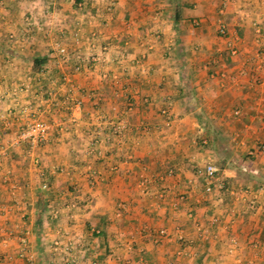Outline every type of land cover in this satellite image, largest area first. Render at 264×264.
I'll use <instances>...</instances> for the list:
<instances>
[{
    "label": "crops",
    "instance_id": "1",
    "mask_svg": "<svg viewBox=\"0 0 264 264\" xmlns=\"http://www.w3.org/2000/svg\"><path fill=\"white\" fill-rule=\"evenodd\" d=\"M253 21L264 23V0H0V264H29L21 246L30 264H264V63ZM59 42L68 63L55 57ZM104 44L125 58L87 69ZM75 60L82 69L71 73ZM63 72L81 88L74 122L45 102V88L61 97ZM29 111L54 126L42 143L13 144ZM199 111L226 135L233 165L219 168ZM98 116L127 126L112 135ZM209 161L222 183L213 193L196 171ZM147 228L167 236L154 242ZM55 238L70 251L53 249Z\"/></svg>",
    "mask_w": 264,
    "mask_h": 264
},
{
    "label": "built area",
    "instance_id": "2",
    "mask_svg": "<svg viewBox=\"0 0 264 264\" xmlns=\"http://www.w3.org/2000/svg\"><path fill=\"white\" fill-rule=\"evenodd\" d=\"M252 25L254 27V32L255 35H257L258 39V35L259 37L264 33L263 28L261 26H259L257 24V22L253 21ZM219 31H223L222 27H219ZM95 34L92 33L91 37L89 39V43L90 45H93V41L91 39H95ZM75 40H77V37H74ZM115 48V47H114ZM109 46L107 45H101L100 47V51L97 53H89L87 58H86V62H85V66L87 69L89 70H97L99 68V66H103L105 65L106 62H115V63H119L122 62V60L125 58V54L123 49H121L120 47H116L115 48V52L114 55H112L111 57H108L109 55L107 54L106 51H108ZM261 52V56L264 57V49L259 51L257 50L255 52V56L258 57L259 53ZM55 57L57 58V60L59 62L62 63H68L70 61L71 58V54L69 53L66 45L62 42L56 43L55 45ZM135 63L139 62L138 58H135L133 60ZM80 69H82V61L80 60H75L74 62L71 63V73H75L77 71H79ZM99 76L102 78H105L107 76L106 70L105 69H100L97 71ZM117 74L112 75V78L116 80ZM60 81L63 85V93L61 95L60 98H55L53 90H51L50 88H45L44 93H45V102L48 103V105H50V107H62L64 110V113L66 115V119L69 122H74L75 121V114H74V110L79 108L80 104H81V98L78 96V94L76 92H78L79 90H81L80 86H78L72 79V77L70 76L69 73H61L60 74ZM27 86L24 85L22 88H16L13 87L12 88V92H17V90H21V89H26ZM49 107V109H50ZM27 107H22L21 111H25ZM112 108L114 109L115 106H112ZM30 112V116L29 118H27L22 125L19 127V129L17 130L14 138L12 139V143L13 144H19L20 142H26L29 145H37L39 143L44 142L51 129L54 126V121L53 120H49L46 118H42L39 117L37 114H35V112L33 111H29ZM159 112L164 115V118L168 120L169 115H168V109L163 107L159 109ZM97 121L103 122L105 121L108 124V131L110 134L115 135V136H120L121 133L123 132V130H125L126 128V122L122 119V118H116L114 120H104V118L102 116H98ZM101 124V123H100ZM96 141H99V137L97 135V133L95 135H93L90 139L89 144L91 145V147L94 146V144H96ZM197 173L201 174L204 178V184H203V190L206 193H213L214 190H219L222 187V183L221 182H217L216 184L212 183V179L214 178V172H215V166L212 162H206L202 167H198L196 169ZM42 174V173H41ZM41 187L46 188L47 187V182L43 179L41 181ZM241 193H246L247 188H241L239 190ZM211 222H216L217 221V217L216 216H212L210 218ZM156 233V236L153 237V241L156 242L160 236L163 234L164 230L163 228H158ZM200 235H202V237H205L204 234V230H200ZM179 238H181V236H178ZM230 240L234 241V238H230ZM229 244H232L229 242ZM51 247L53 249H59V250H64L66 252H69L71 249V246L68 243H64L61 244L59 242L58 238H55L52 240V244ZM185 247L182 245H179L175 252L177 255L179 254H183L185 253ZM194 253V252H192ZM17 255L19 257H22L26 260L27 263H32L33 262V258L34 255L31 251H27L25 249L24 246H21L20 248H18L17 250ZM73 259V258H71Z\"/></svg>",
    "mask_w": 264,
    "mask_h": 264
},
{
    "label": "trees",
    "instance_id": "3",
    "mask_svg": "<svg viewBox=\"0 0 264 264\" xmlns=\"http://www.w3.org/2000/svg\"><path fill=\"white\" fill-rule=\"evenodd\" d=\"M181 16L180 13L174 11L172 18L173 21L176 22V20ZM41 59L39 58H33V64L40 62ZM195 118L198 122V124L204 129V131L208 132L209 135L207 137H209L210 142L213 145V151L215 152V155L218 157L219 160V168L223 167V165H226L229 167V164L233 165L232 161H228L226 162L228 156H229V150L227 148V144H226V140L227 137L225 134L221 133V131H219V129L205 116V114H203L201 111L197 112V114L195 115ZM208 140H206L207 142ZM205 142V143H206ZM249 157V155H246ZM245 166H241L239 165V170H243L245 172V174L247 173V169L244 168ZM244 168V169H243ZM219 170V169H218ZM216 173V170L214 172V174ZM259 180H261V182H264V175L261 176V178H259ZM225 189V185L223 186V188L221 190ZM38 223V221L36 222ZM38 227V225H37Z\"/></svg>",
    "mask_w": 264,
    "mask_h": 264
},
{
    "label": "rangeland",
    "instance_id": "4",
    "mask_svg": "<svg viewBox=\"0 0 264 264\" xmlns=\"http://www.w3.org/2000/svg\"><path fill=\"white\" fill-rule=\"evenodd\" d=\"M256 22V21H255ZM257 24L260 26V25H262V24H264V23H258L257 22ZM264 29V28H263ZM256 36V38H257V35H255ZM261 37V38H260ZM259 37V35H258V40L256 39V41L255 42H257V43H259V45H261L262 46V48H261V50H263L264 49V33H263V35H261ZM262 42V43H261ZM260 50V51H261ZM256 62H258L259 64H262V63H264V57L263 56H261V52L259 53V55H258V57H256ZM169 171V170H168ZM169 173L171 174L172 173V171H169ZM185 190L186 189H182V190H180V191H178L177 193H176V200L174 201V203L173 204H177L178 203V201H182V200H184L185 199ZM159 196V198H163L164 196H163V191L160 193V195H158ZM198 198H203L201 195H199V197ZM200 199V200H201ZM203 200V199H202ZM158 228H153V229H149V228H147V230H149L150 231V234H149V238H153V237H155L156 236V233H157V230ZM161 236H167V233L164 231L163 232V234L161 235ZM230 238H234V241L233 240H230ZM228 244H227V246H226V250H227V252L229 253V252H233V250H234V248H235V243H236V238L232 235L231 237H229L228 238ZM229 242L230 243H232V244H229ZM191 243V242H190ZM154 244H156V243H154ZM129 247H132L131 245L129 246ZM196 248L198 249V247H195L193 244L191 245V248L190 249H193L194 251V254H192V253H190L189 252V256H191V257H195L196 256V254H195V252H196ZM179 255H182V254H179ZM183 255H185V253H183ZM178 256V255H177ZM166 264H171L169 261L166 263ZM229 264H240V261H239V259H236L235 257L233 258V259H231V262L229 263Z\"/></svg>",
    "mask_w": 264,
    "mask_h": 264
}]
</instances>
